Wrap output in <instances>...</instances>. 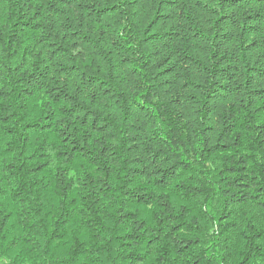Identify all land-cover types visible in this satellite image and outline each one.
<instances>
[{
  "label": "trees",
  "instance_id": "trees-1",
  "mask_svg": "<svg viewBox=\"0 0 264 264\" xmlns=\"http://www.w3.org/2000/svg\"><path fill=\"white\" fill-rule=\"evenodd\" d=\"M0 264H264V0H0Z\"/></svg>",
  "mask_w": 264,
  "mask_h": 264
}]
</instances>
